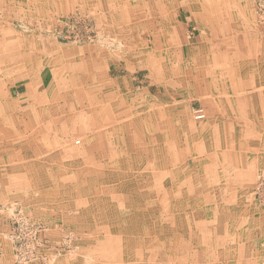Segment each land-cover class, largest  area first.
I'll use <instances>...</instances> for the list:
<instances>
[{
    "label": "crops",
    "instance_id": "obj_1",
    "mask_svg": "<svg viewBox=\"0 0 264 264\" xmlns=\"http://www.w3.org/2000/svg\"><path fill=\"white\" fill-rule=\"evenodd\" d=\"M154 1L158 23L154 20L144 24L155 31L150 55L144 56L137 47L128 51L131 59L126 63L148 70L150 77L166 78L169 88L165 92L169 96L178 83L176 61L182 60L183 77L178 84L190 97L205 102L201 105L207 119L201 124L187 123L183 149L177 146L181 138L177 140L175 130L168 133L164 144L167 142L166 153L172 164L165 163L159 146L163 137L157 135L161 124L174 122V117L171 113L160 116L159 89L153 92L151 88L154 82L140 85L144 80L124 72L112 48L107 49L110 64L105 75H99L104 77V123L113 122V107L137 113L133 119L139 115L142 118L141 112L151 108L145 122L151 134L147 140H153L156 147L152 144L146 156L150 163L140 167L143 181L129 179L128 171L133 165H128V152L104 155V151L100 163L96 151H91L87 160L80 151L64 145L63 136L77 131L74 128L69 132L66 126L91 124L92 117L95 125L99 124L95 118L99 115L87 112L96 110L99 92L92 70L87 88L75 89V95L83 93L78 96L80 103L69 105L65 101L64 106L58 105L67 82L62 79L51 83L57 95L49 99L44 89L51 74L43 67L49 64L48 58L34 65L24 52L3 56L6 49H0V60H8V75L14 76L10 81L14 98L0 95V264L14 263L13 247L6 236V206L10 204L20 205L34 222L44 225L47 230L43 237L50 244L57 245L69 227L74 235L87 238L88 246L80 249V261L75 257L69 264H264V190L259 196L253 192L258 183L264 182V15H257L253 0L246 1V5H240L239 0L234 4L223 0L222 5L207 4L206 0ZM142 2L137 4L142 6L140 10L150 11ZM135 3L136 0H0V13L26 27L31 22L40 28L51 27L50 23H58L56 19L81 12L104 30L137 29ZM157 27L172 30L165 33L169 39L166 47L161 41L165 34L156 31ZM210 28L215 32L211 33ZM202 34L217 38L214 52ZM32 40V44L42 46L43 52L49 50L48 46H55L52 54L63 49V44L49 37ZM113 43L116 44L114 38L106 37V45ZM76 49L77 54L88 58L96 56V48ZM196 50L201 52L196 54ZM162 61L171 71L162 73ZM204 65L208 67L204 69ZM16 75L27 77L26 83L16 81ZM192 76L204 77L195 89L189 82ZM219 77L221 80L216 79ZM34 92L39 93V117L23 118L22 104ZM85 108L88 109L83 111ZM71 111L78 114L67 113ZM137 123L144 121L132 120L131 133ZM33 124L39 125L34 133ZM20 126H24L23 130L17 133ZM143 130L144 126L136 129L139 140H143ZM19 135L24 144L14 150L9 142ZM49 140L54 143L50 148ZM140 147L143 155V145ZM188 157L194 159L193 164L178 165ZM62 172H71L72 176L61 177ZM118 172L122 175L119 180H110L112 173ZM95 174L105 177L99 180ZM64 188L71 190L69 195L63 194ZM69 209L73 211L70 215ZM48 261L45 264H65L60 259Z\"/></svg>",
    "mask_w": 264,
    "mask_h": 264
},
{
    "label": "rangeland",
    "instance_id": "obj_2",
    "mask_svg": "<svg viewBox=\"0 0 264 264\" xmlns=\"http://www.w3.org/2000/svg\"><path fill=\"white\" fill-rule=\"evenodd\" d=\"M140 1H143L142 4L147 3L149 10L147 12H142L140 9H142V6H138L137 4L140 5ZM207 4L212 3L215 5H222L223 0H206ZM224 1H229L227 3H235L234 0H224ZM249 0H239L241 3L240 5H246L245 2ZM164 2V1H163ZM166 3V2H165ZM247 3V2H246ZM254 3V2H253ZM138 7V10L136 12V21L137 24H139V28L137 29H121V28H115L111 30H104L102 25L101 27L97 26L96 21L93 20L91 16H88L87 14L81 13V12H74L71 15L68 16H63L62 18H58V23L54 22V24L50 23L51 27H38L35 23L31 22L32 25L27 26L24 23H20L17 21H11L8 20L7 14L5 13H0V43H4L6 46V51L3 56L5 55H20L21 53H26L29 58L31 59L32 64H39L41 61L44 62L46 58L49 59V64L44 65L43 67L45 68L44 71H47V74L49 73L50 76L47 77V80H49V84L47 87H45V91H47L49 99L52 97H55L56 92L55 90L52 91L51 88V83L56 81H60L62 79L66 80V89L63 90V92H58L61 94L58 98V105H63L65 101L70 105L71 103H80L81 101V96L78 98L79 95H83V93H77L76 95L74 94L76 88H87V83L89 81V73L92 70V73L96 75L97 82L96 85L99 87V92H96V110L92 109L89 110L88 108H85L86 111L89 112L91 116H96L95 118L97 119V122L99 123L98 125H95L94 119L92 117L91 119V124L89 123L88 125H81V124H76L74 125L73 128H70L69 125L66 126L67 131L71 132L73 131L74 128L77 129V131L72 134V135H66L63 136V140L65 137V147H70L73 148L76 151H80L82 155H86V158L88 160V155L91 151L94 150L97 153V161L102 160V156L104 151L107 153L104 155L109 154V152H128L129 157H128V165H133L130 168L134 170H129L128 171V177L131 180H145L142 178L140 171L141 166L146 165L150 162H148V157L147 154L151 152L152 149V144L155 146V142L153 140H147L151 137L150 133V126L145 124L148 118H150L151 114V108L144 109L141 113H143L142 118L141 115L137 119H133L137 113H131L129 110L119 107L118 110L117 108L113 107V111L109 109V112L112 111V123H108L103 121L105 114H101L102 107L104 106L103 104L105 103V93H103L102 88L104 87V81L103 78L101 77L103 74L105 75L106 70L108 69L107 67L108 64H110V55H105L107 49L112 48V51L115 55L116 58H118L119 63L124 67L123 71L128 73H133L135 75L139 76V79H143V82H140V85H147L146 83L150 82L153 83L154 86L151 87L153 88V92L159 89V100H160V116L161 117H167V113H171L170 115L174 117V122H171L173 125L169 126L168 125H162L160 126L161 130L160 133L157 135L160 138L163 137V142H160V149L162 151L161 154L163 156V160L165 163L170 162V158L167 155V147L166 144H164L165 139L168 135L169 132H171L173 129L175 130V137L178 138L180 137L181 140H178L177 146L179 148H185L186 144H183V140L185 137V126H188L189 123L191 124H201L207 119L206 111L202 108V105L204 103H201L202 101L195 99L194 97H190L191 94L186 92L184 89L183 85H179V81L183 77V61L181 60L176 61V66L175 68V73L177 72V75L175 76L176 82V90L175 92L172 91L170 92V95L168 96L166 92H168L169 86L166 84V78L163 76H157L156 78L150 77L148 70L142 68V69H137L138 66L136 65H128L126 63V60H128L130 57V52L129 50H132L135 48H141L143 50L144 56L150 55L151 49H152V34L155 32L152 29L146 28L144 24L153 22L155 20V23L157 25L158 20H156L155 17V12L153 8L154 6L157 5L156 1L154 0H136L135 3ZM256 13L259 17H263V15H260L259 12L256 9V5H254ZM145 10V9H144ZM153 10V12H152ZM157 16V15H156ZM55 21V20H53ZM151 22V23H152ZM54 25V26H53ZM57 25V26H56ZM26 28H25V27ZM156 31L167 34L168 31H172L171 28H156ZM210 32L213 33L215 32L213 28H210ZM106 31V34H105ZM205 32V30H203ZM166 34L164 36H161L162 45L166 47L165 42H168L169 39L166 37ZM207 34V33H206ZM173 35V34H172ZM205 35V34H202ZM36 37H49L52 39L54 42L61 43V47L63 48L62 50L58 48L57 54H52V49L55 48V46H48L49 50L47 52L40 51L42 46L39 45H34L32 44L34 38ZM106 37H112L116 40V44L113 43L112 46L106 45L105 40ZM165 37V38H164ZM203 40H207L209 49L210 51L214 52L216 49L215 47V42L217 41V38L212 35L207 37L205 35ZM28 42V43H27ZM138 42V44H137ZM198 42V41H197ZM198 44V43H197ZM196 44V45H197ZM79 47H91V48H96V56L92 57H87V55L77 54L76 48ZM75 50V52L73 51ZM223 46L220 48V51H222ZM163 50V49H160ZM60 51L62 53H60ZM110 51V49H109ZM208 51V50H207ZM196 54L198 52H201V50H196ZM8 53V54H7ZM37 53V55H36ZM178 53V52H177ZM30 54V55H29ZM44 54V56H43ZM157 54H155L156 56ZM161 58H163V55H158ZM44 57V59H43ZM80 57V58H79ZM134 57V55L132 56ZM58 59V61H57ZM44 60V61H43ZM8 60L7 61H1L0 60V95L4 97V95L8 98L10 95L12 98L13 96V91L14 88L12 89L11 82L13 80L14 76H9L8 75ZM135 64V62H133ZM163 64L164 71L162 73L169 72L168 71L169 67L166 61L161 62ZM76 68H74V67ZM195 63L192 65L191 69L193 70L195 68ZM201 67L200 63H198V68ZM208 66L204 65V69H206ZM214 69V67H212ZM90 69V70H88ZM211 69V68H210ZM7 71V73H6ZM69 73V74H68ZM46 74V73H45ZM65 74V75H63ZM101 75V76H99ZM9 76V77H8ZM17 76V75H16ZM20 75L16 77V81L23 80L24 83L27 80V77H20ZM99 76V77H98ZM154 79V80H153ZM204 77H196L192 76L190 82L191 89H195L196 84H198L200 81H202ZM208 79H215V78H208ZM218 80H221V78H216ZM4 80L6 83H1V81ZM25 80V81H24ZM76 83V84H75ZM7 84V85H5ZM21 84V82L17 83ZM46 86V85H45ZM37 89V88H35ZM51 90V91H50ZM50 94H49V92ZM166 91V92H165ZM52 92V94H51ZM87 93V92H84ZM51 95V96H50ZM86 95V96H85ZM84 97L87 98V94H85ZM28 101L26 103H23V111L20 114L23 116V118L31 117V118H38L39 117V110H38V104L40 103L39 100V93L34 92L30 95ZM27 96V97H28ZM64 97V98H62ZM90 98V96H88ZM84 98L83 106L87 105V100ZM80 99V101H79ZM88 99V98H87ZM110 101V97H108V103ZM175 108L177 113L175 112ZM196 110H202L203 113H205V117L201 120H197L194 118V112ZM45 112V111H43ZM67 113H74L73 111L67 112ZM105 113V112H104ZM77 115L78 113H74ZM88 114V113H87ZM86 115V114H85ZM110 116V113H109ZM144 121V124L139 125V123L135 124L134 127V133H131V129L129 127V123L132 120H141ZM163 119V118H162ZM161 119V120H162ZM162 123V122H161ZM188 123V124H187ZM29 124L26 125V127ZM141 126H144V130L142 132V138L143 140L138 139V135L135 133L136 129H139ZM24 126H20L19 129H17V133L22 132ZM59 127V126H58ZM36 128V129H35ZM39 125H32L31 132H35L38 130ZM62 129V128H61ZM20 130V131H19ZM189 135V134H188ZM68 136V137H67ZM19 137H16L17 139L12 138V141L9 142V145L13 146L14 150H17L22 147L24 144V141H22ZM78 137V140H77ZM80 138V139H79ZM146 138V139H144ZM52 140V138H49ZM183 139V140H182ZM48 141V146L49 148L54 145L53 141ZM79 141V144H76L75 141ZM194 143V142H193ZM2 145V144H0ZM81 145V146H79ZM140 145H143V155L141 151ZM156 147V146H155ZM64 148V147H63ZM150 149V150H149ZM159 149V148H158ZM148 150V151H147ZM184 153V152H183ZM94 154V153H93ZM115 154V153H114ZM126 157V154H125ZM181 159V157L179 158ZM215 160V158H214ZM116 161V160H115ZM113 161V162H115ZM92 162V161H91ZM101 163V161H100ZM188 164L191 165L194 163L193 158H186V160L179 161L178 165H183V164ZM205 163V162H204ZM172 164V163H169ZM177 164V162H176ZM67 167V166H66ZM68 174V176H67ZM62 172L61 177L64 178H70L72 176L71 172L69 173ZM96 177L98 176L99 180H103L105 177H101L98 174H95ZM111 175V174H110ZM110 175L108 177L110 178ZM120 173H112L111 179L110 180H119L120 178ZM122 176V175H121ZM194 176V174H193ZM59 177V176H58ZM90 177H93L92 174ZM60 178V177H59ZM63 178V180H65ZM69 182H66L68 184ZM63 194L64 195H69L71 190L64 188L63 189ZM255 192V190H253ZM252 193V191L250 192ZM17 204V203H16ZM163 206H161L162 208ZM7 210V215H8V220H7V227H8V234H6L7 239L11 243L13 247V264H45L48 260H62L65 264H69L71 262H74V259L76 257V261H80L81 259L79 256H81V250L83 248H86L88 246L87 238L83 237L80 238V236L74 235L75 231L69 227V230H65L62 236L59 239V242L57 245L55 244H50L48 242V239L43 237V233H46L47 228L39 224L41 226V232L40 235L38 236L37 240L38 243L33 242L32 246L29 248L25 249L23 253L26 254V258L24 260H21L19 258L18 252H17V245H15L14 242L8 237L10 236L11 233V228H10V219L12 217L11 213L12 209H21L24 214H26L30 218V214L25 211L20 205H14L12 204L6 206ZM150 208V207H149ZM1 209V208H0ZM67 210V213L72 214L73 211L69 212ZM148 211H145V214ZM161 212V210H160ZM162 214L166 215V212H161ZM31 219V218H30ZM69 219H71L69 217ZM32 220V219H31ZM33 221V220H32ZM34 222V221H33ZM163 222V221H161ZM164 223V222H163ZM72 224V221H71ZM70 221H69V225ZM162 227V225H161ZM82 239V240H81ZM40 242V243H39ZM78 245V247H77ZM80 250V251H79ZM78 256V257H77ZM47 259L46 261H44ZM48 261V262H49Z\"/></svg>",
    "mask_w": 264,
    "mask_h": 264
},
{
    "label": "built area",
    "instance_id": "obj_3",
    "mask_svg": "<svg viewBox=\"0 0 264 264\" xmlns=\"http://www.w3.org/2000/svg\"><path fill=\"white\" fill-rule=\"evenodd\" d=\"M254 5H256V9L260 15H264V0H253ZM205 117L202 110H196L194 112V118L197 120H201ZM264 182H260L257 184L255 188V192L259 196L261 192L264 190ZM11 219H10V228L11 233L8 236L12 242L17 245V252L19 258L24 260L26 258V254L23 251L30 246H32L33 242L38 243V236L41 232V226L33 222L21 209H12ZM40 243V242H39ZM26 251V250H25Z\"/></svg>",
    "mask_w": 264,
    "mask_h": 264
},
{
    "label": "bare ground",
    "instance_id": "obj_4",
    "mask_svg": "<svg viewBox=\"0 0 264 264\" xmlns=\"http://www.w3.org/2000/svg\"><path fill=\"white\" fill-rule=\"evenodd\" d=\"M24 27H25V26H24ZM25 28H26V27H25ZM0 49L3 50V51L6 49V46H5L4 43H0ZM79 139H80V138H79ZM77 140H78V137H77ZM74 141H75L76 144H79V143H80V142H79L80 140H79V141L74 140ZM79 146H81V145H79ZM154 171H155V170H154ZM158 195H159V194H158ZM228 209H230V208H228ZM128 216H129V215H128ZM138 219H139V218H138Z\"/></svg>",
    "mask_w": 264,
    "mask_h": 264
}]
</instances>
